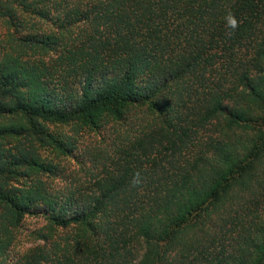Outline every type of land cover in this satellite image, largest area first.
Instances as JSON below:
<instances>
[{
  "label": "trees",
  "instance_id": "obj_1",
  "mask_svg": "<svg viewBox=\"0 0 264 264\" xmlns=\"http://www.w3.org/2000/svg\"><path fill=\"white\" fill-rule=\"evenodd\" d=\"M6 135L0 264H264V0H0Z\"/></svg>",
  "mask_w": 264,
  "mask_h": 264
},
{
  "label": "rangeland",
  "instance_id": "obj_2",
  "mask_svg": "<svg viewBox=\"0 0 264 264\" xmlns=\"http://www.w3.org/2000/svg\"><path fill=\"white\" fill-rule=\"evenodd\" d=\"M45 29H47V26H43ZM48 129L52 132V133H63V134H69V127H60V126H52L49 125ZM105 134L108 133L107 130L104 131ZM15 139L12 136H4L1 139V144H3L4 147L5 144H14L15 143ZM99 137L91 135L90 133H82L81 136L78 137V148H82L83 146H86L91 140H98ZM33 142H23V146H28L29 144H31ZM33 145H35L37 147V152L41 157H47L50 159H55V156L50 153L49 151H47L43 146H39L33 143ZM62 163L66 166L68 171H71L74 168V163L73 160H61ZM77 175V174H75ZM14 180H16V182L21 181L20 178H15ZM50 181V185L52 189H59L62 188L64 186L65 181L60 178H52L49 179ZM44 225L43 220L40 217H25L21 223V226L15 231L14 234V240L12 242V244L8 247L7 249V255H6V261L5 264H15L17 259L24 254L25 252H27L28 250L34 248L35 246H37L39 244L38 241H36L32 235V232L40 229L42 226Z\"/></svg>",
  "mask_w": 264,
  "mask_h": 264
},
{
  "label": "clouds",
  "instance_id": "obj_3",
  "mask_svg": "<svg viewBox=\"0 0 264 264\" xmlns=\"http://www.w3.org/2000/svg\"><path fill=\"white\" fill-rule=\"evenodd\" d=\"M228 26L235 30L238 27V21L233 13L229 12L227 17Z\"/></svg>",
  "mask_w": 264,
  "mask_h": 264
}]
</instances>
